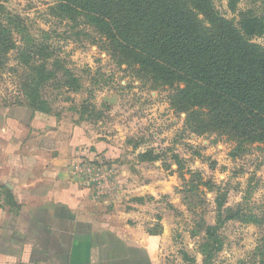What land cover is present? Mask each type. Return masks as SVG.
Wrapping results in <instances>:
<instances>
[{"label": "rangeland", "instance_id": "374dc122", "mask_svg": "<svg viewBox=\"0 0 264 264\" xmlns=\"http://www.w3.org/2000/svg\"><path fill=\"white\" fill-rule=\"evenodd\" d=\"M260 1L238 0L235 11L229 0H215V6L229 19L249 8L264 16ZM53 5L54 0H0L2 16H19L20 29L33 37L29 41L15 36L13 46L19 47L5 54L0 105L29 109L33 97L27 87L31 80V86L38 82L35 103L42 100L65 125H80L94 140L118 148L117 160L74 166L96 197L118 196L122 209L136 204L144 229L156 233L149 242L155 264H249L259 259L264 141L232 156L234 144L223 136L195 133L185 113L171 104L172 87L155 85L132 66L111 58L92 27L81 17L54 16ZM252 41L264 46V32ZM27 42L34 45L26 46ZM27 48L33 58L22 57L20 50ZM144 152L157 157L142 159ZM217 189L227 193L226 208L242 205L239 216L208 238L204 226L215 224ZM139 197L142 203L134 201Z\"/></svg>", "mask_w": 264, "mask_h": 264}, {"label": "trees", "instance_id": "16d2710c", "mask_svg": "<svg viewBox=\"0 0 264 264\" xmlns=\"http://www.w3.org/2000/svg\"><path fill=\"white\" fill-rule=\"evenodd\" d=\"M237 2L229 0L232 11ZM50 10L60 18L81 17L103 40L111 58L132 66L155 85L172 87L171 104L185 113L186 124L195 133H215L232 142V156L264 141V46L252 41L264 32V16L253 8L238 11L232 19L217 10L215 0H54ZM2 13L0 9V67L8 49L19 47L13 46L15 36L29 41L32 37L20 29L19 16ZM20 52L33 58L28 48ZM55 62L58 65L59 60ZM31 83L26 93L33 97L32 115L53 120L54 126L57 115L42 100L34 102L39 98L38 82ZM89 147L91 159L99 153L109 158L113 150L102 141ZM156 157L151 152L141 155L145 160ZM226 197V192L216 190V221L204 226L208 238L240 214L242 204L235 210L226 208ZM262 239L260 258L249 264H264ZM182 254L194 261L186 252Z\"/></svg>", "mask_w": 264, "mask_h": 264}, {"label": "crops", "instance_id": "0c3cea01", "mask_svg": "<svg viewBox=\"0 0 264 264\" xmlns=\"http://www.w3.org/2000/svg\"><path fill=\"white\" fill-rule=\"evenodd\" d=\"M98 141L80 125L0 105V264H155L156 233L144 229L136 204L96 197L77 173L76 164L119 158L113 145L109 158H89Z\"/></svg>", "mask_w": 264, "mask_h": 264}, {"label": "water", "instance_id": "95a60500", "mask_svg": "<svg viewBox=\"0 0 264 264\" xmlns=\"http://www.w3.org/2000/svg\"><path fill=\"white\" fill-rule=\"evenodd\" d=\"M108 101H109V102H112V99L110 98V99H108Z\"/></svg>", "mask_w": 264, "mask_h": 264}]
</instances>
